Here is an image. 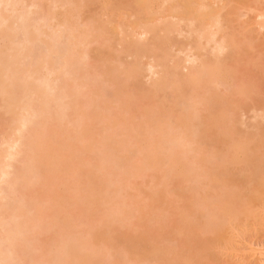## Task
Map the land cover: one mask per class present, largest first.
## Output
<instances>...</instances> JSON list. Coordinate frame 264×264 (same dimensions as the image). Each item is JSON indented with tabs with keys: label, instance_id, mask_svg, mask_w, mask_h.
Segmentation results:
<instances>
[{
	"label": "rangeland",
	"instance_id": "obj_1",
	"mask_svg": "<svg viewBox=\"0 0 264 264\" xmlns=\"http://www.w3.org/2000/svg\"><path fill=\"white\" fill-rule=\"evenodd\" d=\"M178 1L181 0H170L161 8L162 0H156L153 9L140 12L135 4L136 0H0V15L6 11L17 17L15 20L17 23L11 21L7 26L2 23L4 25L2 29L8 28L10 32L13 31L12 34L15 37H10L11 40L8 41V37L0 35L1 83L3 84L4 79L15 81L13 84L16 83L15 87H17L11 91L9 98L11 102L14 100V103L15 99L19 100L22 105L27 102L23 107L27 108V113L30 112L29 115L27 114L29 117L26 113L23 116L27 120L22 118L23 122L29 119L26 122L27 125L22 126L26 129L24 131L22 128H20L21 131L18 128L16 130V127L13 129L14 125L10 123L11 114L7 112L10 105H7V98L2 101L4 96L1 98L3 93L0 94L2 99H0V151L6 146L5 137L7 139L10 135L8 139H20L19 135L22 132L23 138L20 142H23L24 135L27 137L32 132L28 143H31L32 147V140H39L37 143L34 141V145L41 146L38 148L43 150L40 154L43 157L42 161L48 160L42 163L30 161L32 165L37 166L31 164L29 166L31 152L26 151L31 147L26 145L28 148H24L26 147L24 142V147L21 149L22 154L25 153L24 156L19 155V152L17 155L14 150L16 159L10 160V166L7 170L4 169L9 173H6L7 175L3 173V176L0 170V182L1 180L2 183L4 182L0 188L3 186L4 189H2L5 190L2 193L4 201L0 194L2 237L6 236V231L3 229L9 228V225L24 229L27 224L32 226L34 223H39L38 233L35 232L36 230L26 233L29 239L25 243H30L25 248L26 256L27 254L28 256L24 262L20 263L32 264L33 261V264H41L38 261L41 259L42 264H57L60 256L57 255L54 261H50V256L60 253L62 257L64 254L62 250L57 249L61 238L64 236L77 238L90 231H101L102 220L110 215L116 218L117 224L103 229H108L111 236L115 237V241L121 244L122 262L120 264H184L179 254L180 250H183V253L190 252L187 255L191 258L193 256L192 264H264V251H262L264 249V26L262 27L261 24H264V0H205L210 5L206 12L213 11V15H219L220 22L218 26L213 27V30H219L217 39L225 38L226 48L223 52L221 51L222 75L219 74L222 81H219L221 83L219 87L217 86L219 82L216 81L215 85L210 82L206 83L208 85L203 83L202 87L194 90L190 88V84H182L184 81L179 80L176 74L187 75L195 66L199 67L198 63L185 60L189 56L186 54L191 53L192 49V53L199 55L203 60L210 62L215 60L212 53L215 43L207 45L206 49L192 48L196 42V33L188 31L187 21L191 23L189 20L191 16L184 17L185 21L181 22L185 31L165 33L164 20L171 18L167 14L177 13L178 10H172L170 7ZM189 1L194 8L201 2L200 0ZM192 12L186 11L183 15L188 16ZM165 14L167 17L163 18L164 16L161 15ZM1 22L5 21L0 20ZM144 28L148 29L147 33L140 34ZM131 40L139 42L138 45L142 47L137 56H133L136 48L131 46ZM17 48L20 54L21 48L25 49L20 58H18L19 54L17 57L16 50L15 53L13 52ZM76 51H79L78 55ZM13 54L17 57L16 60L19 59L18 62L13 59ZM82 55L83 59H78V56ZM191 56L193 58L194 54ZM178 61L180 64L175 68ZM78 66L83 69L80 72L83 73L86 81L91 83V87L80 80L78 70H73ZM71 73L74 76L77 75L79 79L76 80L77 76L74 77ZM1 74L8 75L6 77L9 79ZM55 80L56 83H59L57 82L59 80V84L62 85L58 92L55 89L57 87ZM52 81L53 85L50 84ZM162 81L164 82L160 87H154V83ZM46 86L50 94L53 92L50 96L48 91L45 92L48 98L58 97H55L58 99L57 104L54 102L55 98L52 100L55 106L48 104L53 106V109L58 108L54 114L61 112L62 107L67 109L59 113L65 114H63L65 118L62 116L63 120L60 119V115L59 117L57 115L59 120L52 116L54 122L50 119V123L46 120L48 123L43 124L47 115L51 117V114H48L50 108H47L46 103L45 105L42 103L43 98L35 93L34 88L42 91L43 88L46 89ZM176 86L181 88L185 86L182 88L183 92ZM213 86L218 88H215L218 93L216 102H219L217 99L219 95L229 97L236 94L235 97H229L230 101H235L236 104L232 106L233 112L229 114V118L227 117L223 122L228 121L226 129L233 131V133L230 132L233 135V142L235 144L240 141L248 142L249 148L241 150L234 144H232L233 149L230 148L228 142L232 141L231 135L222 139L223 127L220 129L222 131L219 130L218 124L222 122L221 120L215 127L218 130L213 127L214 129H209L205 137L201 138L200 148L204 149L211 159L208 156L207 160L195 164L196 167L192 166L191 163L195 162L192 159L196 157L194 154L199 152L196 148L188 151L183 158V161L187 162L186 158L190 157L191 169L194 168L197 171L193 170L195 174L188 182L174 176L176 169H179L181 165L171 168L170 174L166 175L169 169L166 171L165 164L174 165L169 163L172 157L163 155L164 159L158 162V167L151 168L148 164L149 157L151 149L156 146L155 140H160V132H163L164 140L166 137L168 139L177 130L174 123L178 117L183 111L188 112L182 108L183 101H186L188 105L192 102L197 106L200 104L194 109V114H198L195 117L200 115L199 119L202 116L204 118L201 117L202 120L205 121L200 119V122L196 118L194 123L198 124L197 121L201 123V127L196 128L199 131L205 127V123L202 127V122L210 119H208L209 104L205 109V105H201V101L198 102V100L204 98L205 101V97L213 92ZM241 86L244 88L243 93L233 92L232 94L231 87L238 88L239 91ZM78 92L80 96L74 102L72 100L71 105V98L78 96ZM216 93L214 94L217 95ZM209 99L214 101L213 97ZM13 102V105H18ZM43 105L47 110L43 109ZM211 106L215 114H226L224 113L227 108L225 104L218 103L215 107L211 103ZM83 108H86L85 117L82 115ZM147 110L150 112L146 113ZM159 113L169 116L171 126L166 124L162 130L157 127L158 122L155 119L159 117ZM19 124H16L17 127ZM84 128L86 129L81 131ZM68 141L72 143L71 146L66 145ZM102 143L105 145L103 146ZM85 144L97 148L96 152L84 150ZM161 145L162 143L158 144V146ZM174 145L170 146L178 151V146L174 147ZM21 146L19 145V148ZM192 146H190L191 149ZM49 147H53L51 152H48ZM158 150L160 151L159 148ZM168 151L164 150L162 154H168ZM26 153L29 155L26 156ZM180 154L182 157V153ZM246 154L252 156L255 154L253 160L258 157L260 159L256 165L260 164L257 180L252 183L248 174L250 167L243 161ZM127 155L131 158L130 162L125 159ZM79 156L81 158H78ZM35 158L33 160H36ZM26 162L27 166H25ZM222 163L227 165L230 174L216 188L211 178L205 174V169L212 165L219 169L218 165ZM223 164L221 165L223 168L219 170L226 168ZM31 167L34 172L30 173L27 170L29 175L24 169ZM21 168L27 177L29 175L28 178L26 176L24 178L25 181L27 179L26 182L22 179L23 176L19 180V176L24 173ZM50 168L59 169L57 176L62 173L60 176L62 179L53 180L55 176L48 175ZM137 168H140L139 173ZM251 168L253 170L255 166ZM19 170H22L21 174H18ZM128 171L134 174L125 179L123 175ZM14 183L16 187L18 186V190L15 189ZM226 186L231 189H240L243 196L235 201V206L226 213L224 218L223 212L213 215V219L224 224L222 231L208 233V226L198 230V234L217 238V242L202 255L203 251L198 248L199 245L195 241L196 236L190 232L192 228L186 231L185 225L190 221L202 224L205 217L202 215L199 218L196 217L197 210L205 209L204 211H207L205 216L209 217L211 214L205 206L210 204L213 198L210 197L212 200L207 201V195H215L220 191L219 188ZM192 187L194 190H191ZM10 189L15 190V194L11 195ZM159 190L165 193L163 198H160L159 193H155ZM8 194L11 197L14 195L13 198L17 194L16 199H9L11 204L6 202L9 206L2 203L5 202V197L6 201L8 200ZM25 195L27 201L24 200ZM11 207L12 210L15 208L14 212L10 210ZM120 209L131 211V214L126 218L120 214ZM161 219H163V228L168 231V234L164 239L153 240L157 242L160 251L151 261H146L147 257L141 255V244L130 241V238L132 235L142 233L143 236L147 235L155 239L157 233L152 229L161 225ZM56 231H59V235L55 234ZM223 232L225 234L220 238ZM182 242L189 243L188 246L192 249L180 246ZM16 244L6 247L7 250L16 249L18 247ZM14 251L24 252L22 249ZM50 251L53 254L49 255ZM40 256L41 258H38ZM95 256L89 263L98 264L100 255ZM32 257L35 260L31 259Z\"/></svg>",
	"mask_w": 264,
	"mask_h": 264
},
{
	"label": "bare ground",
	"instance_id": "obj_2",
	"mask_svg": "<svg viewBox=\"0 0 264 264\" xmlns=\"http://www.w3.org/2000/svg\"><path fill=\"white\" fill-rule=\"evenodd\" d=\"M156 0H136V2H135V4L138 6V8H139V10H140V12H145V11H147V10H151V9H153V7H154V2H155ZM168 1H170V0H162V5H161V8H163V5L166 3V2H168ZM201 1V2H200ZM199 2V4L198 5H196V7L194 8V6L192 5L191 6V4L192 3H190V1L189 0H181V1H178L176 4H172V6L170 7L172 10H178L177 11V13H175V12H173V14H167L168 15V17L170 16L171 18H169V19H165L164 20V23H165V27L163 28L164 29V31H165V33H167V34H172L173 32H175V31H179V32H183V31H185V28H183L182 26H181V22L182 21H185V19H184V17H189V16H191V17H189L190 19V21H191V23L190 22H188L187 21V27H189V29H188V31L189 32H192V31H194L195 33H196V39H195V45H194V47H192V48H197V49H206V47H207V45H210V44H213V42L215 43L214 45L215 46H213V47H215L214 48V52L212 51V53H213V57H215L214 59L215 60H213L212 62H210V61H207V60H203V59H201V57L198 55V56H196V54L195 53H192L193 52V49L190 51L191 53H187L186 54V56L187 55H189L188 57H186L185 58V60L187 61V62H193V63H198L199 64V67L198 68H196V66L193 68V69H191L189 72H188V74L187 75H179V74H176V76L179 78V80H181V81H184L183 83L182 82H180V83H182V84H184V83H188L187 85H189L190 86V88L192 87L193 88V90L194 89H197V88H200V87H202V84L203 83H209L210 82V84H214L215 85V83H216V81H222V80H220V76H219V74H221L222 75V68H221V65H222V59H221V55H222V52L225 50V48H226V44H225V38L224 37H222L221 38V40H219V39H217V33H218V29L215 31V30H213V27H215V26H218V23L220 22V20H219V15L218 14H216V15H213L214 14V12L213 11H211V12H206V9L210 6V5H208V3H206L205 2V0H200ZM192 8H194L193 10H192ZM193 12H192V11ZM186 11H189V13L190 12H192L191 13V15L189 14L188 16H184L183 15V12H186ZM2 15H4V16H2ZM5 15H7V16H5ZM9 15V16H8ZM16 15H18V14H16ZM167 15L165 14V15H161L163 18H165V16L167 17ZM172 15V16H171ZM3 18H2V17ZM13 18H12V17ZM20 17H21V15H19ZM0 18H2V19H0L1 21H5V22H1L0 24V27H1V29H2V26L4 27V25H2V23H4L6 26L8 25V23L9 22H11L12 21V23H13V21L14 22H16L15 20H16V18H15V15H13V14H10V13H7L6 11H3L2 13H1V15H0ZM15 18V19H14ZM210 18V19H209ZM12 19V20H11ZM21 19V18H20ZM19 21V20H18ZM17 23V22H16ZM196 23H198V24H196ZM262 24V27L264 26V24L263 23H261ZM9 25H10V23H9ZM261 26V25H260ZM143 27V26H142ZM182 28V29H181ZM1 29H0V35L3 37V36H6V37H8V41H10L11 40V38L13 37H15V35L13 36V31L12 32H10V30H8V28H7V30L10 32H8L5 28L4 29H2V31H1ZM26 29V28H25ZM4 30V31H3ZM12 30V29H11ZM28 30H29V28H28ZM147 31H148V29H146V28H144L141 32H140V34H144V33H147ZM2 32V33H1ZM30 32V31H29ZM28 32V33H29ZM10 34H12L11 36H10ZM29 35V34H28ZM0 36V37H1ZM27 36V35H26ZM11 37V38H10ZM5 38V37H4ZM10 38V39H9ZM27 38V37H26ZM31 38V37H30ZM28 39V38H27ZM204 40V41H203ZM130 44H131V46H134L135 48H136V50H135V52H134V54H133V56H137V55H139L140 54V49L142 48L140 45H138V44H140L139 42H136V41H133V40H131L130 41ZM19 48V47H18ZM18 48L17 49H14V53L18 50ZM25 48V47H24ZM20 49V48H19ZM22 50V52H21V54H20V50L19 51H17L16 52V55H17V57H18V54H19V57L18 58H20V56L23 54V52H24V50H23V48H21ZM3 50H5V49H3ZM13 50V49H12ZM12 50H10L11 52H12ZM16 50V51H15ZM222 51V52H221ZM1 53H2V49H1V51H0ZM12 52V53H13ZM77 52V51H76ZM75 52V53H76ZM79 52V51H78ZM77 52V54L76 55H78L79 53ZM5 53H7V51L5 52ZM8 53H10V52H8ZM84 54V53H83ZM192 54H194V56H193V58H192V56L191 55ZM12 55V54H11ZM74 55V54H73ZM3 56H4V53H3ZM10 56V55H9ZM14 56V57H13ZM13 56H11V57H13V59L15 60V61H17L18 62V60H16L17 59V57H15V55L13 54ZM10 57V59H12ZM74 57H75V55H74ZM73 57V58H74ZM79 58L78 59H83V55L82 56H78ZM81 57V58H80ZM189 57H191V59L189 58ZM0 58H2V55L0 56ZM12 59V60H13ZM182 59H184V58H182ZM43 60V59H42ZM185 60H183V61H185ZM179 61H180V59H179ZM179 61L175 64V68H176V65H177V67L179 66ZM185 61V62H186ZM12 62H14V61H12ZM191 62V63H192ZM76 64H77V62H76ZM138 65V64H137ZM137 65H134V66H137ZM195 65V64H194ZM77 66V65H76ZM80 66V65H79ZM75 67V69H73V70H78L79 71V77H80V80L82 81V82H85V83H87L86 85L87 86H90L91 87V83L89 84L88 83V81H86V78L84 77V75H83V73H81L80 72V70H83L82 68L80 69V67ZM74 68V67H73ZM77 68H79V69H77ZM196 68V69H195ZM18 70V69H17ZM15 71H16V69H15ZM14 71V72H15ZM221 72V73H220ZM16 73V72H15ZM75 74H77V72H75ZM4 75V74H3ZM2 74H1V76H3ZM71 75H72V73H71ZM5 77L6 76H8V75H4ZM72 76H74V75H72ZM71 76V77H72ZM77 76V75H76ZM76 76H74V77H76ZM33 77V76H32ZM6 78H8V77H6ZM2 79H3V77H2ZM9 79V78H8ZM48 79V78H47ZM56 79V78H55ZM79 78H78V76L76 77V80H78ZM0 80H1V77H0ZM12 80V79H11ZM51 80H53V79H51ZM6 81V82H5ZM10 81V80H9ZM9 81H7V79H4V82H3V84H5V83H7V84H5L4 86L5 87H3V84L1 83L2 82V80L0 81V83H1V86H0V94H2V96H1V98H3V96H4V98H3V100L2 101H4V99L5 98H7L6 99V101L8 102V104L7 105H10L9 106V108L7 109V106L5 105V107H6V109L8 110L7 112L9 113L10 112V114H11V120H10V123H11V125H14V127H13V129L16 127V130H18V129H20V128H22V131H24V129H26L25 127H24V129H23V127L22 126H26L27 125V123L26 122H28L29 121V119H28V121H26L27 119L25 118V117H23V116H25V113H26V116H28L29 114H30V112L29 113H27V108L26 107H23V106H26V104H27V102H26V104H25V102H24V105H22V103L21 102H19V100H17V99H15V97H13V99H15V103L14 104H18L17 106H15V105H13L12 104V102H11V98H9V94H12V90H14V88H16L15 87V85H16V83H15V85L13 84L15 81H13L12 80V82L10 81V83H9ZM50 81V80H49ZM80 81V82H81ZM45 81H43V83H44ZM51 82V81H50ZM57 82H59L60 83V81L58 80ZM164 81H162L161 83L160 82H156V83H154V87H160L161 86V84L163 83ZM218 83V87H219V84H221V83ZM55 83H56V80H55ZM59 83H56V86L59 88H55V89H57V92H58V90H61V86L62 85H60ZM50 84H52L53 85V81H52V83H50ZM49 84V85H50ZM81 84V83H80ZM192 84V85H191ZM21 85V84H20ZM46 85H47V82H46ZM55 85V84H54ZM176 85H178V84H176ZM180 85V84H179ZM185 85V84H184ZM201 85V86H200ZM206 85H208V84H206ZM40 86V85H39ZM39 86H37V87H39ZM45 85H43V87H44ZM51 86V85H50ZM79 86V85H78ZM77 86V87H78ZM181 86H183V85H181ZM210 86V85H209ZM40 87H42V86H40ZM49 87V86H48ZM55 87V86H54ZM54 87H52V89L54 88ZM177 87V86H176ZM185 87V86H184ZM184 87H182V88H184ZM214 87V89H212V91L213 92H208L209 93V95L208 96H206L205 97V101H204V98H201L200 100H198V102L199 101H201V105H205V107H206V105H208V110H209V117H208V119L209 120H206V122H202V124H203V126L202 127H204V123H205V127L204 128H202L200 131L199 130H197L196 128H198L199 129V127H201V123H199L198 121H200V119L202 120V118L200 117V119H199V116L198 117H195V116H197L198 114H194V109H196V108H198V106L200 105V104H198V106L195 104V103H193L192 102V104H190V105H188V103H186V101H183L182 102V108H184L186 111H188V112H185V111H183V113L178 117V120L176 121V123H174V126H175V129H177L176 130V132L175 133H173V134H171V136H169L168 137V139H167V137H166V139L164 140L163 138H162V136H163V132L161 131L160 132V140H155V143H156V146L153 148V149H151V156L149 157V165H150V167L152 168H154V167H158V165H159V161L161 160V159H164L163 158V155L165 156H169L170 158L172 157L173 159L169 162V163H173L174 165H168L167 163L165 164V168H166V171H167V169H169L168 170V172L166 173V175L168 174H170V170H172L174 167H177L178 165H181V167L179 168V169H176V173H174V176L175 177H177V178H180V179H182V180H184L185 182H188L190 179H191V177L193 176V174H195V172H197L196 170H194V168L193 169H191L192 168V166H194V167H196L197 165H195V164H197V163H199V162H202V161H205V160H207L208 159V156L206 155V153L204 152V149H202V148H200V145H201V138H204L205 137V133L209 130V129H214L215 127H216V125L218 124V122L219 121H221L222 120V122L220 123L219 122V130L223 127V131H224V137L222 138V139H224V138H227L228 136H230L232 133H233V131H231V130H229V129H226V124H228V121H227V123H226V121H224L223 122V120L224 119H226L227 117L229 118V114L231 113V112H233L232 111V106L234 105V104H236L235 103V101H230V99H229V97L230 98H232V96L233 97H235V95H230L229 97H227V95H219V97L217 98V99H219L218 101L219 102H216L215 100H216V96H218V93H216L217 91L215 90V86H213ZM212 87V88H213ZM36 88V87H35ZM34 88V90H35V93H37V95L39 94V97L40 98H43V100H41L40 98V100L42 101V103L45 105V103H46V105H52L53 104V106H55L57 103H58V99H56V98H58V97H52V99H51V97L50 98H48L50 95H52L53 94V92H51V94H50V92L47 90L48 88H47V86H46V89L45 88H43L42 89V91L39 89L38 90V88H36L35 89ZM50 88V87H49ZM79 88V87H78ZM182 88L179 86V87H177V89L179 90V89H181V91L183 92V90H182ZM232 88V89H231ZM230 89L232 90V94H233V92L235 93V92H240V93H243V91H244V88L241 86L240 88H239V91H238V88L237 89H234L233 87H231ZM51 89V88H50ZM216 89H218V88H216ZM229 89V90H230ZM34 90H33V92H34ZM44 90V91H43ZM78 90V89H77ZM209 90H211V89H209ZM37 91V92H36ZM38 91H39V93H38ZM46 91H48V94H49V96H48V94L47 95H45V92ZM53 91V90H52ZM79 91H80V89H79ZM56 91H55V93H57ZM179 92V91H178ZM214 93H216L217 95H215ZM72 94H74V92L72 93ZM71 94V95H72ZM78 94V96L76 95V99L74 98H71V105H72V100H73V102H74V100H77L78 98L77 97H79L80 96V94H79V92L77 93ZM213 95V96H212ZM229 95V94H228ZM6 96V97H5ZM214 96H215V98H214ZM45 97V98H44ZM72 97H74L73 95H72ZM213 97V99H214V101L212 100L211 101V99H209V98H212ZM55 98V100H57V102L54 100V102L56 103H54L52 100ZM208 98V99H207ZM21 99V98H20ZM47 99H51V100H47ZM207 99V100H206ZM210 100V101H209ZM59 101H61V100H59ZM197 101V100H196ZM17 102V103H16ZM48 102H50V103H48ZM52 102V103H51ZM62 102V101H61ZM4 103V102H3ZM6 103V102H5ZM19 103H21L20 105H19ZM211 103L215 106V107H217L218 106V103H223V104H225V106L227 107L225 110H226V112H224V113H226V114H222V113H219V114H215L214 112H213V110H212V106H211ZM215 103V104H214ZM2 104V103H1ZM66 105H68V103H65ZM22 105V106H21ZM44 105L42 106V107H44ZM48 105V107L47 108H50V111H49V113L48 114H51V117H49L50 115H47V118H45V112H43L44 110L43 109H45V110H47V108H46V106L42 109L43 111H41V112H43L44 114V118H45V120H44V123L43 124H45V123H50V119H51V121H52V116H54V118H57V120H59L58 119V117H59V113H62L63 111L65 112V110L67 109V108H64V109H62L61 108V110H60V108H59V110L61 111V112H59V111H56V112H59L58 114H54L55 113V110H57L58 108H56V109H53V106H49ZM63 105H64V103H63ZM65 105V107H67ZM180 105V104H179ZM184 105H186V107L184 106ZM193 105H194V107H193ZM195 105L197 106V107H195ZM0 107H1V105H0ZM3 107V106H2ZM19 107V108H18ZM23 107V108H22ZM52 107V108H51ZM209 107H210V109H209ZM26 108V109H25ZM230 108H231V110H230ZM25 111H24V110ZM85 109L86 108H83L82 109V115L85 117V115H86V111H85ZM205 109H207V107L205 108ZM229 109V110H228ZM63 110V111H62ZM197 110H199V109H197ZM196 110V111H197ZM227 110H228V113H227ZM230 111V112H229ZM150 111H148L147 110V112L146 113H149ZM145 113V114H146ZM28 114V115H27ZM64 114V113H63ZM63 114H61L60 115V119H64L65 118V114L63 115ZM57 115H58V117H57ZM62 116H64V118L62 117ZM158 116L159 117H156V119H155V121H157L158 123H157V127L160 129V130H162L163 129V126L164 125H166V124H169V126H171V122H170V119H169V116H165V115H163V114H158ZM29 117V116H28ZM27 117V118H28ZM62 117V118H61ZM22 118L24 119H26V120H24V121H26V122H23V120H22ZM198 119V121H197V123L198 124H196V122L194 123V121L195 120H197ZM195 119V120H194ZM204 119V118H203ZM48 122H47V121ZM54 120V119H53ZM57 120L55 119V121L57 122ZM76 121H78L77 119H75ZM46 121V122H45ZM75 121V122H76ZM202 121H205V120H202ZM23 122V123H22ZM52 122H54V121H52ZM75 122H73V123H75ZM201 122V121H200ZM20 123V124H19ZM26 123V124H25ZM72 123V122H71ZM85 123H87L88 124V122H85ZM194 123V124H193ZM19 124V127H17V125ZM25 124V125H24ZM217 125V126H218ZM220 125H222V126H220ZM225 127H224V126ZM12 127V126H11ZM214 127V128H213ZM18 128V129H17ZM263 128V127H262ZM86 128H84V129H81V131H84ZM216 129V128H215ZM226 129V130H225ZM16 130L14 131V132H16ZM216 130H218V128L216 129ZM222 130H220V131H222ZM229 130V131H228ZM19 131H21V129L19 130ZM18 132V131H17ZM217 132V131H216ZM219 132V131H218ZM230 132H232V133H230ZM10 133H12L13 134V132H10ZM9 133V134H10ZM212 132H210V134H211ZM18 134H20L19 132H18ZM31 134H32V132L29 134V135H27V137L24 135V139L27 141H21L23 144H21V142H20V139L21 138H23V134H22V132H21V134L19 135L20 136V139L18 138V139H14L13 137V139H8L9 137H10V135H9V137L6 139V137H5V139H4V144H6V146L5 147H3V145L1 146V147H3L2 149H1V151H0V170H2V175L4 176V174L5 175H7L6 173H9V172H5V170L4 169H6L7 170V167L8 166H10V160H13L14 158L16 159V157H17V155H18V153L17 152H19V155H23L24 156V154L25 153H23L22 154V147H24V146H26V145H28V146H30L31 147V143H28V140L30 141V136H31ZM204 134V135H203ZM220 134L221 135H223V133H221L220 132ZM22 135V136H21ZM204 136V137H203ZM232 136L233 135H231L230 137H231V139L230 140H232L231 141V143H230V141L228 142V146H230V148H232V144H234V146H236V147H238L239 149H246V148H249V146H250V144L248 143V142H239V143H236L235 144V142H233V139H232ZM32 137V136H31ZM249 136H247V138H248ZM27 138V139H26ZM246 138V139H247ZM31 139H33V138H31ZM23 140V139H22ZM169 140H171V141H169ZM36 143L39 141H37V140H34ZM33 140H32V147H31V149H29V150H27L26 152H31V155H30V159L28 160V165L29 164H31L32 165V163H30V161H35V162H39V163H42V162H47L48 160H45V161H42V159H43V157H41L40 156V154H42L41 152H43V150H42V148H38V147H41V146H38L37 144L36 145H34L35 144V142H34ZM24 142H25V145H24ZM173 142V143H172ZM3 143V142H2ZM39 143H41V142H39ZM38 143V144H39ZM159 143H162V145L161 146H158V144ZM170 143H172V144H170ZM229 143L231 144V145H229ZM21 146L20 148H19V145ZM173 145V144H175L174 145V147L176 146H178L177 148L179 149L178 151H176V149L174 150V148H173V146H170V145ZM24 145V146H23ZM66 145H68V146H71L72 145V143L70 142V141H68V142H66ZM102 145L104 146L105 145V143H102ZM193 145V146H192ZM190 146H192V149L190 148ZM11 148H12V150H11ZM24 148H28L27 146L26 147H24ZM38 148V149H37ZM158 148L160 149V151L158 150ZM193 148H194V150H195V148L196 149H198L199 150V152L197 151V154H194V155H196V157H194L192 160L194 161L195 160V162H193V163H191V165L192 166H190V160L189 159H191L190 157H187L186 158V160H187V162L186 161H183V158H185V156L187 155L186 153H188V151H192L193 150ZM20 149V151H17V150H19ZM79 149H81V147H79ZM171 149V150H170ZM233 149V148H232ZM234 149H236L235 147H234ZM14 150H15V152L17 153V155L14 153ZM24 150V149H23ZM36 150V151H35ZM53 150V147H49L48 148V152L50 151H52ZM83 150V149H82ZM84 150H89L90 152H92V153H95L96 152V150H97V148H94V147H92V146H88L87 144H85V146H84ZM164 150L165 151H167V150H169L168 152V154H162V152H164ZM21 152V153H20ZM36 152H37V155H35L34 156V154H36ZM83 152V151H82ZM216 152V151H215ZM180 153H182V157H181V154ZM183 153H185V155L183 154ZM38 154H39V156L41 157H39L38 156ZM27 155H29V153L27 154L26 153V156ZM178 155L180 156V157H178ZM255 154H253V156H254ZM16 156V157H15ZM253 156L251 155V154H246L245 155V157H244V160L243 161H245V163H247L248 164V166L250 167V171H249V176L251 177V180H250V183H252V181H256L257 180V172H258V169H260V167H259V165L258 166H256L257 165V161H259L260 159H259V157L258 158H255L254 160H253ZM34 157H36L35 159L36 160H33V158ZM210 158L209 159H211V156H209ZM255 157V156H254ZM78 158H81V156H79ZM178 158H179V160H178ZM103 159V158H102ZM125 159L127 160V161H129L130 162V160H131V158H130V156L129 155H127V156H125ZM169 160V159H168ZM229 160H230V158H229ZM253 160V161H252ZM27 161V160H26ZM34 162V163H35ZM182 162V163H181ZM223 164V163H222ZM222 164H220V165H218L220 168L219 169H222L221 168V165ZM225 164V163H224ZM223 164V166H226V168H224V170H219L215 165H212L210 168L209 167H207L205 170H206V175L208 176V177H210L211 178V181L213 182V184H214V186L217 188L218 186H219V183L221 184V182L223 181V179L227 176V175H229L230 174V172H228V167H227V165L225 164L224 165ZM31 165H29V166H31ZM34 165H36V164H33L32 166H34ZM41 165V164H40ZM166 165H167V167H166ZM253 165L255 166V168H253V170H251L252 168L251 167H253ZM25 166H27V162H26V164H25ZM37 166V165H36ZM171 166V167H170ZM213 166H215V167H213ZM170 167V168H169ZM248 167V168H249ZM32 168V167H31ZM29 168V169H24L25 171H26V173L27 174H29L30 175V173H33L34 171V169L32 168ZM37 168V167H36ZM172 168V169H171ZM22 169V168H21ZM106 169V168H105ZM4 170V171H3ZM23 170V169H22ZM22 170L20 171V172H18V174H21L22 173ZM23 170V172L24 173H22V175L21 176H19V178L20 177H22L23 176V178L22 179H24V178H26L27 177V174H25V171ZM27 170H29L30 171V173L29 172H27ZM195 172H194V171ZM32 171V172H31ZM58 171H60L59 169H57V168H54V169H52V168H50V170H49V172H48V175H52V176H55V178L53 179V180H55V181H57V180H60V179H62V177H60L61 176V174L62 173H60L59 175L60 176H57L58 175ZM139 171H140V168H137V172L139 173ZM4 173V174H3ZM131 173V174H130ZM1 174V173H0ZM25 174V175H24ZM74 175H78L77 173H73ZM134 173H132V172H130V171H128L126 174H124L123 175V177L126 179V178H129L130 176H132ZM29 175H28V177H29ZM167 175V176H168ZM26 176V177H25ZM57 176V177H56ZM172 176H173V174H172ZM27 177V178H28ZM34 177V176H33ZM1 178H4V177H1ZM32 179V178H31ZM31 179L29 180V181H31ZM198 179H200V178H198ZM19 180H21V178L19 179ZM46 181L48 180V179H45ZM24 181H25V179H24ZM26 181H27V179H26ZM25 181V182H26ZM45 181V182H46ZM113 182H115V180L113 181ZM4 183V182H3ZM2 183V180H1V182H0V187H1V184H3ZM15 184V189H17L18 188V186L16 187V183H14ZM11 186H13L12 184H11ZM70 186V188H71V185H69ZM14 187V186H13ZM13 187H11V188H13ZM191 187V186H190ZM2 188L4 189V187L2 186ZM2 188H0L1 190H0V194L2 195V200L4 199L3 198V191H5V190H3ZM65 188H67V187H65ZM194 187H192L191 188V190L193 189ZM223 188H225V189H223ZM222 189L221 188H219V192L217 193V194H215V195H211L210 196V194L209 195H207V201L208 200H212V199H210V197L211 198H213V200L211 201V203L208 205H206L205 207L206 208H208V213H210L211 215L209 216V217H206L205 216V214H206V212L207 211H204V210H197V216L196 217H201V215L202 216H204L205 218H204V221H203V223L202 224H195V223H192L193 221H190V223H187L186 225H185V227L187 228L186 229V231H188V229L189 228H192L191 230H190V232H191V234L192 235H195L196 237H195V241H196V244H198L199 246H198V248L200 249V250H202L203 252H202V255L203 254H206V250H209L211 247H212V245H214L217 241V238H212V237H207V236H205V235H203V234H201V233H199L198 234V230L200 229V228H203V227H207L208 226V228H209V230H208V233H218V232H220V231H222V228H223V226H224V224H221V223H219V222H217L215 219H213L212 217H213V215L214 214H222V212L223 213H225L224 214V216H223V218L225 217V215H226V213L229 211V210H231V209H233V207L235 206V201L236 200H238L239 198H241L243 195H242V191L240 190V189H231V188H229L228 186H226V187H223ZM19 189V188H18ZM17 189V190H18ZM12 189H10V191H11ZM45 190V189H44ZM43 190V191H44ZM194 190V189H193ZM222 190V191H221ZM7 191V190H6ZM42 191V190H41ZM14 192H16L15 190H12V192H11V195L12 194H15ZM7 193H8V191H7ZM155 193H159V195H160V198H163V195H165V193L163 192V191H161V190H159V191H156ZM4 194H6L5 192H4ZM18 194V193H17ZM16 194V195H17ZM22 194V193H21ZM1 195H0V197H1ZM15 195V198H13V196L11 197V196H9V194L7 195L8 197H10V198H8L7 197V201H6V197H5V202H2L3 204H6V202H9V199H11V198H13V199H16V196ZM158 198V197H157ZM24 200H26L27 201V197H26V195L24 196ZM4 201V200H3ZM14 201V200H13ZM12 201V202H13ZM16 201V200H15ZM14 201V202H15ZM93 203H95V201H93ZM8 204V203H7ZM6 204V205H7ZM9 204H11L10 202H9ZM9 204L7 205V206H9ZM6 205H4V206H6ZM11 206V205H10ZM208 206V207H207ZM210 206V207H209ZM209 208H210V211H209ZM14 210H12V207H11V211H15V208H13ZM199 209V208H198ZM207 210V209H206ZM212 210V211H211ZM119 212H120V214H122V215H124V216H126V218H127V216L128 215H130L131 214V211H125V210H122L121 211V209L119 210ZM29 213V212H28ZM18 215V214H17ZM230 215V214H229ZM229 215H228V218H229ZM139 216H141V215H139ZM142 217V216H141ZM229 220V219H228ZM162 221H163V219H161L160 220V222H161V225H159L156 229H152L153 231H155L156 233H157V237L154 239V238H149L147 235L146 236H143V234L142 233H139V234H136V235H132L131 236V238H130V241H132V242H134V243H137V244H141V248H142V253H141V255L142 256H146L147 258H146V261H151L154 257H156L157 255H158V253H159V251H160V248H159V246L157 245V242L156 241H153V240H159V238H161V239H164L165 237H166V235L168 234V231L167 230H165L164 228H163V226H164V224L162 223ZM102 222H103V224H102V229H101V231H90V233H84V234H82L81 236H79V237H77V238H71L70 236H64L63 238H61V240H59V244H58V246H57V249H59V250H62V252H64V254L62 255V257H61V254L59 253V254H56V256H50V261H54L55 260V258L57 257V255L58 256H60V261L58 260L57 261V264H91V263H89V261H91L92 260V258L94 257V255H96L97 257H98V255H100V259H99V261H98V264H120L121 262H122V259H121V244L119 243V241L118 242H116L115 241V237H113V236H111V234H110V231L108 230V229H103V228H106V227H111L112 225H115V224H117V221H116V218L114 217V216H112V217H110V215H108L107 216V218H105V219H103L102 220ZM27 223H28V221H27ZM26 223V224H27ZM63 223H64V221H63ZM8 226V225H7ZM10 226H12V225H9V228H7V229H3L4 231H6V236L5 237H2V234H0V264H22V263H20L21 261L22 262H24V260L26 259V257L28 256V254H27V256H26V253L27 252H25L26 251V249L25 248H27L28 247V245L30 244V243H25V241L27 240V239H29L27 236H26V233H28L30 230H32V232L33 231H35L36 233H38V231H37V228L39 227V223L37 222V223H34V225H32V226H30L29 224H27L26 225V227L24 228V229H20L19 227H10ZM148 228H150V227H148ZM92 230V229H91ZM48 231V230H47ZM46 231V232H47ZM55 234H57V235H59V231H56L55 232ZM224 234H225V232H223V233H221V235H220V238L221 237H223L224 236ZM33 238V237H32ZM32 238H31V240H32ZM71 238V239H70ZM117 239V238H116ZM18 242V244H16ZM20 242V243H19ZM24 242V243H23ZM23 243V244H22ZM17 245L18 247L16 248L17 250H23L24 252H20V251H18V253L17 252H15L14 250H16V249H12L11 247H9L10 249H12V250H7V248L6 247H8V246H14V245ZM25 244H26V247H25ZM21 245H24V246H21ZM189 245V243L187 244V243H185V242H182V244L180 245V246H187V248L186 249H188V248H191V247H189L188 246ZM21 246V247H20ZM20 247V248H19ZM197 247V246H196ZM183 249V248H182ZM192 249V248H191ZM189 251V250H188ZM187 251V252H188ZM262 251H264V249L262 250ZM23 253H25L24 255H23ZM188 253H190V252H188ZM188 253H183V250H180V252H179V254H180V257H181V260H182V262H183V260H184V264H192V258H193V256H192V258L189 256V255H187ZM49 255H51V254H53V252L52 251H50L49 253H48ZM260 254V253H259ZM261 255V254H260ZM263 255V254H262ZM64 256V257H63ZM95 256V257H96ZM38 258H41V256L40 257H38ZM31 259H34L33 257L31 258ZM264 259V258H263ZM262 259V260H263ZM35 260V259H34ZM261 260V261H262ZM29 261H32V260H29ZM37 261V260H36ZM38 261L42 264L43 263V261L41 260V259H38ZM34 263H37V262H34ZM32 264H33V261H32ZM38 264V263H37Z\"/></svg>",
	"mask_w": 264,
	"mask_h": 264
}]
</instances>
